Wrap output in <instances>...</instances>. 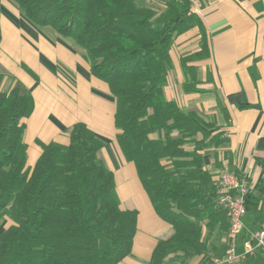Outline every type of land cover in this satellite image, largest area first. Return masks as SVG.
I'll use <instances>...</instances> for the list:
<instances>
[{
  "label": "trees",
  "instance_id": "obj_1",
  "mask_svg": "<svg viewBox=\"0 0 264 264\" xmlns=\"http://www.w3.org/2000/svg\"><path fill=\"white\" fill-rule=\"evenodd\" d=\"M12 1L33 25L72 40L115 99L118 147L135 166L156 215L172 229L157 241L148 264L209 262L217 249L207 236L226 234L228 217L217 206L201 152L226 140L214 134L213 123L164 94L177 36L201 32L202 53L182 62L189 79L184 91L199 82L198 70L187 64L207 56L205 29L189 0H168L157 9L145 0ZM2 80L0 224L8 225L0 226V264H120L132 253L137 212L121 210L115 200L113 173L98 158L103 142L75 123L66 129L67 146L49 143L27 168L22 121L33 111V98L19 82L1 91ZM258 164L264 173V158ZM245 210L250 220L242 242L263 221L264 178L248 189Z\"/></svg>",
  "mask_w": 264,
  "mask_h": 264
},
{
  "label": "crops",
  "instance_id": "obj_2",
  "mask_svg": "<svg viewBox=\"0 0 264 264\" xmlns=\"http://www.w3.org/2000/svg\"><path fill=\"white\" fill-rule=\"evenodd\" d=\"M166 1L146 0L159 6ZM12 2L0 1L1 91L19 82L33 98V111L22 121L26 167H34L49 143L67 146L66 129L84 123L103 142L98 158L113 173L119 208L137 212L132 253L120 264H148L157 241L167 238L172 229L156 215L134 165L118 147L115 99L108 86L91 75L83 52L72 40L29 24ZM191 11L203 23L207 56L187 64L198 70L199 82L194 91H184L189 79L182 62L202 53L201 32L194 28L177 36L170 51L165 97L184 112H195L213 123L214 134H223L225 144L201 152L214 185L228 172L245 177L253 190L264 178L258 164L264 158V0H196ZM249 220L245 217L244 225ZM225 235L207 236L216 255L223 250ZM242 243L239 239L238 252ZM251 255L239 264H264V254Z\"/></svg>",
  "mask_w": 264,
  "mask_h": 264
},
{
  "label": "built area",
  "instance_id": "obj_3",
  "mask_svg": "<svg viewBox=\"0 0 264 264\" xmlns=\"http://www.w3.org/2000/svg\"><path fill=\"white\" fill-rule=\"evenodd\" d=\"M189 2L193 5L196 0ZM215 188L217 206L227 213L228 229L224 239L223 255L212 257L208 264H236L254 251L264 254V214L261 225L243 241L242 251H237L238 241L244 229L245 196L249 189L246 178H239L226 172L221 175Z\"/></svg>",
  "mask_w": 264,
  "mask_h": 264
},
{
  "label": "rangeland",
  "instance_id": "obj_4",
  "mask_svg": "<svg viewBox=\"0 0 264 264\" xmlns=\"http://www.w3.org/2000/svg\"><path fill=\"white\" fill-rule=\"evenodd\" d=\"M13 3V2H12ZM145 3H146V5H148V6H151L152 8H154V9H157V8H160L161 6H159V5H156V4H150V3H148V2H146V0H145ZM26 19V18H25ZM27 20V19H26ZM27 22L29 23V24H32L31 22H29L28 20H27ZM33 25V24H32ZM33 26H35V25H33ZM35 27H37V26H35ZM38 28H42V27H38ZM47 29H49V28H47ZM51 30V29H50ZM51 31H53V30H51ZM56 33V32H55ZM57 34V33H56ZM58 36H60L59 34H57ZM61 38H64V37H62V36H60ZM65 39H67V40H70V39H68V38H65ZM71 41V40H70ZM13 44H15V42H13ZM83 52V51H82ZM133 164V163H132ZM135 167V166H134ZM7 222V220L6 221H4L3 223H1L0 224V226L2 227L5 223ZM0 230H1V228H0ZM237 251H238V249H237ZM223 253H224V248H223V250L218 254V255H214V256H221V255H223ZM214 256H212V257H214ZM211 257V258H212ZM210 261V260H209ZM192 263V262H191ZM209 262H207L206 264H208ZM240 263V262H239ZM239 263H236V264H239Z\"/></svg>",
  "mask_w": 264,
  "mask_h": 264
}]
</instances>
